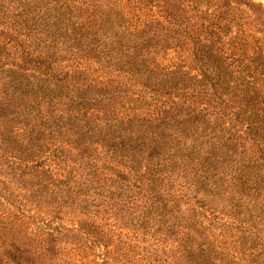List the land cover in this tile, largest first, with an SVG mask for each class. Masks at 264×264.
I'll return each instance as SVG.
<instances>
[{"label": "trees", "instance_id": "1", "mask_svg": "<svg viewBox=\"0 0 264 264\" xmlns=\"http://www.w3.org/2000/svg\"><path fill=\"white\" fill-rule=\"evenodd\" d=\"M0 264H264L261 1L0 0Z\"/></svg>", "mask_w": 264, "mask_h": 264}, {"label": "rangeland", "instance_id": "2", "mask_svg": "<svg viewBox=\"0 0 264 264\" xmlns=\"http://www.w3.org/2000/svg\"><path fill=\"white\" fill-rule=\"evenodd\" d=\"M257 1H261L262 4H263V7H264V0H257ZM119 221H122V223L124 222L125 223V220L121 219V218H118V220L116 219V221L112 222V223H104L103 224V229L105 230H109V228L111 230H114L116 236H113L112 239H117L118 241H122L123 240H126V241H131V231L128 230V226H121V227H118V224H119ZM57 224V222H54V225ZM87 228V226H86ZM117 233H119V236L117 235ZM130 234V235H129ZM66 239H69V238H66ZM77 240H82L81 237H77L76 238ZM101 239H104V240H100L101 242H104V241H107L109 242V238H101ZM124 246V245H123ZM108 247H111V246H108ZM120 247V245L117 243V246L116 248ZM92 248L93 249H96L97 250V253H100L101 251V246L99 245V243H95V245H92ZM113 250V249H111ZM99 251V252H98Z\"/></svg>", "mask_w": 264, "mask_h": 264}]
</instances>
